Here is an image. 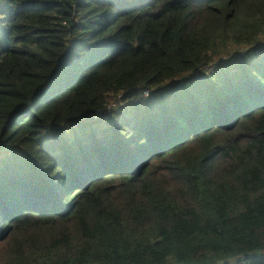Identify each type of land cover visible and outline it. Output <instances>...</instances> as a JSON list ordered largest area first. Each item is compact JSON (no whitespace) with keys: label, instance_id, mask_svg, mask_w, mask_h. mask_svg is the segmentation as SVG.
<instances>
[{"label":"trees","instance_id":"obj_1","mask_svg":"<svg viewBox=\"0 0 264 264\" xmlns=\"http://www.w3.org/2000/svg\"><path fill=\"white\" fill-rule=\"evenodd\" d=\"M263 253L264 0H0V264Z\"/></svg>","mask_w":264,"mask_h":264},{"label":"rangeland","instance_id":"obj_2","mask_svg":"<svg viewBox=\"0 0 264 264\" xmlns=\"http://www.w3.org/2000/svg\"><path fill=\"white\" fill-rule=\"evenodd\" d=\"M225 58L227 59V57H225ZM141 97L143 100L146 99L145 94H142ZM119 102H120V96H113V97L109 98V104H110L109 110H112L113 108H115V106H118ZM100 115H101V113L99 112L98 116H100ZM232 264H234V262H232Z\"/></svg>","mask_w":264,"mask_h":264},{"label":"built area","instance_id":"obj_3","mask_svg":"<svg viewBox=\"0 0 264 264\" xmlns=\"http://www.w3.org/2000/svg\"><path fill=\"white\" fill-rule=\"evenodd\" d=\"M143 94H145L146 95V97H147V93H143ZM264 254V253H263ZM262 254H257V253H255L253 256H256V257H259V256H261Z\"/></svg>","mask_w":264,"mask_h":264}]
</instances>
